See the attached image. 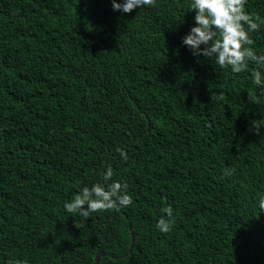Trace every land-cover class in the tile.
Masks as SVG:
<instances>
[{
  "label": "trees",
  "instance_id": "16d2710c",
  "mask_svg": "<svg viewBox=\"0 0 264 264\" xmlns=\"http://www.w3.org/2000/svg\"><path fill=\"white\" fill-rule=\"evenodd\" d=\"M188 4L0 0V264H264V67L194 57ZM107 166L133 203L67 213Z\"/></svg>",
  "mask_w": 264,
  "mask_h": 264
},
{
  "label": "clouds",
  "instance_id": "9594fccd",
  "mask_svg": "<svg viewBox=\"0 0 264 264\" xmlns=\"http://www.w3.org/2000/svg\"><path fill=\"white\" fill-rule=\"evenodd\" d=\"M110 3L113 11L126 14L134 9L154 6L155 0H110ZM245 4L246 0H189L188 11H194L193 25L181 38L182 45L194 57L214 58L218 67L228 68L234 74L244 71L249 61L264 67V54L246 47L251 44L249 34L258 29V24L246 12ZM251 80L254 85L264 87V71L252 70ZM121 156L126 158L122 151ZM224 174L230 175V170L226 168ZM112 176L113 169L107 166L101 174V182L80 187L64 204L65 211L87 218L90 213L131 205L133 200L127 194L126 185L112 180ZM257 203L264 209V196ZM162 211L167 217L173 214L171 206H165ZM156 227L161 232H168L170 223L161 217Z\"/></svg>",
  "mask_w": 264,
  "mask_h": 264
},
{
  "label": "water",
  "instance_id": "95a60500",
  "mask_svg": "<svg viewBox=\"0 0 264 264\" xmlns=\"http://www.w3.org/2000/svg\"><path fill=\"white\" fill-rule=\"evenodd\" d=\"M134 243V234L132 232V230L130 229V239H129V246H128V249L126 251V253H124L122 256H125L126 254H128L130 251H131V248H132V245ZM103 255V252L102 251H97L95 253V256H94V264H98V260H99V257Z\"/></svg>",
  "mask_w": 264,
  "mask_h": 264
}]
</instances>
